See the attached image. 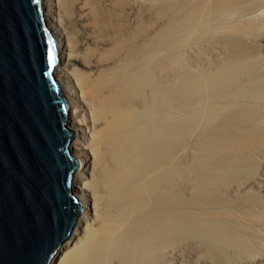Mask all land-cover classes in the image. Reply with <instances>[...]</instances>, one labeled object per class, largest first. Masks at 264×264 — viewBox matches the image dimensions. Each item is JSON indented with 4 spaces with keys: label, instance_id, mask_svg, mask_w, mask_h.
<instances>
[{
    "label": "bare ground",
    "instance_id": "6f19581e",
    "mask_svg": "<svg viewBox=\"0 0 264 264\" xmlns=\"http://www.w3.org/2000/svg\"><path fill=\"white\" fill-rule=\"evenodd\" d=\"M186 2L188 16L202 15L199 5ZM222 2L220 8L225 9L233 1ZM41 4L55 39L54 76L67 101V124L73 131L69 149L78 159L72 188L81 204L70 234L47 264H111L119 255L124 264H151L153 255H159L169 241L173 225L163 202L152 204V199L169 182V172L157 169L163 158L171 156L179 135L172 120L173 96L180 89L170 87L164 94L158 80L159 44L153 43L152 53H145L143 26H130L127 0H41ZM230 47L224 67L214 73L218 87L254 56L248 45L232 42ZM206 81L202 74L196 82ZM218 105L196 108L193 114L213 113ZM242 135L225 146L241 151L260 140L252 133Z\"/></svg>",
    "mask_w": 264,
    "mask_h": 264
},
{
    "label": "rangeland",
    "instance_id": "374dc122",
    "mask_svg": "<svg viewBox=\"0 0 264 264\" xmlns=\"http://www.w3.org/2000/svg\"><path fill=\"white\" fill-rule=\"evenodd\" d=\"M127 1V21L143 28L145 53L159 44L164 94L170 87L180 89L173 96L172 120L179 135L157 169L169 172V182L152 199L170 211L173 228L151 264H264V0H228L233 2L225 9L220 2L227 0H192L202 14L197 18L187 15V0ZM232 42L248 45L254 56L218 87L214 73L224 67ZM202 74L208 81L198 85ZM216 104L218 112L193 114ZM251 133L260 139L255 146L241 151L225 146ZM119 257L111 264H124Z\"/></svg>",
    "mask_w": 264,
    "mask_h": 264
},
{
    "label": "water",
    "instance_id": "95a60500",
    "mask_svg": "<svg viewBox=\"0 0 264 264\" xmlns=\"http://www.w3.org/2000/svg\"><path fill=\"white\" fill-rule=\"evenodd\" d=\"M41 0H0V264H47L81 211Z\"/></svg>",
    "mask_w": 264,
    "mask_h": 264
}]
</instances>
